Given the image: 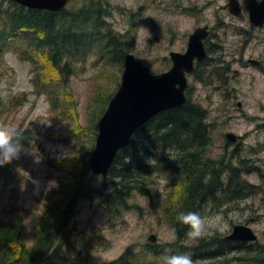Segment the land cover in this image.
<instances>
[{
    "label": "rangeland",
    "instance_id": "obj_1",
    "mask_svg": "<svg viewBox=\"0 0 264 264\" xmlns=\"http://www.w3.org/2000/svg\"><path fill=\"white\" fill-rule=\"evenodd\" d=\"M71 1L66 10L92 6H95L93 10H109L112 15L106 16L105 21L110 26L102 27L100 31L104 34L122 33L120 35L132 44L129 51L148 63L155 72L170 68L171 61L164 55H168L170 49L183 47L198 23L210 22L214 26V35L206 40L210 58L196 62L199 76L196 72L189 74L190 97L207 110L205 121L209 139L197 165L201 168L202 159L212 158L224 166L226 182L227 170L241 165L249 168L243 176L254 186L243 199L207 204L203 216L219 214L223 217L224 228L197 241L186 238L185 249H176V253H189L194 261L202 264H227V260L231 264H264V25H251L248 16L233 17L221 7L226 0ZM15 3L18 2L0 0V7L5 10ZM116 3L131 9L122 11L114 7ZM168 8L175 9L176 16L169 13ZM182 11L195 15H187L188 18L182 16ZM59 27L56 29L61 38ZM22 30L25 33H21L19 41L26 46L23 39L29 30ZM56 32L40 34L51 36ZM91 47L82 56H64L62 68L54 66L43 49H34L36 72L32 69L35 63L23 59L14 48H8L1 56L0 62L4 66L1 87L5 91L14 89V93L25 91L27 97L12 110L4 111V107H0V122L29 130L33 137L29 144L21 142L24 151L19 159L11 162L20 172V176L15 177L17 181L4 175L0 177V216L10 214L6 208L18 205L20 197L25 194L32 202L28 201L26 205L40 210L43 205L36 200L37 195L55 188L59 182L58 188L64 189V185L69 186L68 181L70 184L74 179L70 178V173L65 174L62 163L66 160L63 158L74 157L82 149L94 148L100 117L109 104L103 100L118 90L125 64L113 62L102 43ZM251 58L260 60V64L253 63ZM66 61L72 68L68 72L63 66ZM228 131L241 134L242 138L231 141L226 136ZM46 156L59 161L62 170L50 166ZM242 159L246 161L242 162ZM152 160L154 168L163 165L154 156ZM167 169L168 175L153 173L155 182L150 189L152 193L158 192L155 202L153 197L156 195L135 192L128 204H123L125 208L119 207L114 214L105 204L98 206L100 196L96 202L89 200L90 194L80 198L73 220V242H63L60 249L75 252L79 262L83 257L99 263L117 257L128 245L138 250L146 248V243L158 244L159 253H151L150 261L146 263L162 264V258L167 254L163 248L172 249L169 243L173 241L171 233L174 228L170 218L176 211L174 208L169 211L167 203L170 200L174 207L182 208L184 183L187 181L182 169L177 173H172L169 167ZM89 172V178L96 186L103 184L101 174H93L91 169ZM21 179L25 180L26 186L19 185ZM11 185L19 188L13 190ZM30 216L24 214L25 219ZM239 223L251 226L258 238L239 243L238 248L224 253H221L223 247L219 246L224 242L206 247L214 234L225 237ZM151 233L157 234V242L149 241ZM32 239L28 237L29 242Z\"/></svg>",
    "mask_w": 264,
    "mask_h": 264
},
{
    "label": "trees",
    "instance_id": "obj_2",
    "mask_svg": "<svg viewBox=\"0 0 264 264\" xmlns=\"http://www.w3.org/2000/svg\"><path fill=\"white\" fill-rule=\"evenodd\" d=\"M92 7L62 9L57 12L18 3L5 10L0 7V12L3 13L0 15V58L4 48L16 43L15 49L26 52L33 59H35L33 50L43 49V53L51 63L62 68V61L67 54L82 56L92 48V45L102 43L113 62L123 63L132 44L120 34L102 33L100 29L105 25L103 11L93 10ZM56 17L67 24L59 22ZM56 26L62 31L61 38ZM22 29L29 30L23 39L26 46L23 43L19 45V35L25 33ZM44 31L57 32L51 36H43L40 33ZM63 66L66 72L72 69L67 61ZM3 81L4 66L0 62V89H2L0 107H4V111L12 110L25 100V94L23 91L14 93V89L5 91L1 87ZM112 95V93L108 95L103 102H108ZM206 115L207 110L190 98L183 105L159 112L141 125L133 134L130 143L120 149L109 170L108 178L106 180L103 178V184L100 186H96L90 180L87 167V160L93 147L82 149L80 153L73 155L74 157L63 158L66 160L62 163L65 174L70 173V178H74L70 184L68 181L69 186L64 185V189H59V182L55 188L37 195L36 200L43 205L40 210L26 205L28 201L32 202L25 194L20 197L21 202L18 205L14 204L6 208L11 212L10 214L7 213L6 217L0 216V264H147L146 261H150L151 253H159L158 244L146 243V248L138 250L133 245H128L117 257L99 263L83 257L79 262L75 252L63 251L60 247L63 242H73V220L78 211L80 198L90 194L89 200L96 202L97 197L100 196L101 203H98V206L105 204L107 210L115 214L119 207L128 204L129 198L135 192L149 193L151 196L158 194L157 190L152 193L150 189L155 182L153 173L168 175L167 167L172 173L182 169L187 181L184 183L182 208L174 207L175 204L170 200L167 203L169 211H173V208L176 210L171 213L170 220L177 238L169 243L172 249L163 248V252L172 254L176 253V249H185L187 228L176 222L177 211H195L203 215V209L207 204L243 199L245 193L254 186L243 176L244 171H248L249 168L245 169L241 165L232 166V169L227 170L229 172L227 182L223 177L224 166L212 158L202 159L201 168L198 167V160H201L199 157L204 153L209 139ZM96 124L98 125V121ZM17 128L22 133L21 142L31 143L33 135L30 131L22 127ZM153 156L163 165L154 168ZM46 162L61 169L59 161L50 156H46ZM2 175L12 180L20 176V172L14 164L8 163L0 166V177ZM26 184L25 180L19 181L22 187ZM10 187L14 190L18 186ZM156 198L157 195L153 197L154 202ZM25 213L31 216L25 219ZM28 237H33L32 241L29 242ZM219 242H224L219 245L223 247L221 253L238 248L236 246L243 243L214 234L206 247ZM212 252L216 253V251ZM227 264H231L230 261L227 260Z\"/></svg>",
    "mask_w": 264,
    "mask_h": 264
},
{
    "label": "water",
    "instance_id": "obj_3",
    "mask_svg": "<svg viewBox=\"0 0 264 264\" xmlns=\"http://www.w3.org/2000/svg\"><path fill=\"white\" fill-rule=\"evenodd\" d=\"M30 7H45L58 10L68 0H17ZM230 8L235 14L241 13L239 0H230ZM249 10V19L253 26L264 24V0H244ZM205 27H198L191 33L189 48L185 52L172 50L173 64L170 69L153 72L148 64L128 52L125 56V68L118 90L100 117L99 131L95 147L90 153L88 168L93 174H101L106 180L109 170L120 149L127 146L133 133L151 117L167 108L186 103L188 97L187 71L194 68V57L199 59L206 54L203 38L207 35ZM253 63H259L252 59ZM227 135L236 140L239 135L230 131ZM157 234L151 233L149 240L157 241ZM258 237L256 231L244 223L235 224L228 239L250 240Z\"/></svg>",
    "mask_w": 264,
    "mask_h": 264
},
{
    "label": "clouds",
    "instance_id": "obj_4",
    "mask_svg": "<svg viewBox=\"0 0 264 264\" xmlns=\"http://www.w3.org/2000/svg\"><path fill=\"white\" fill-rule=\"evenodd\" d=\"M21 137L22 133L16 126L0 122V166L19 159L21 152L24 151ZM175 220L186 226L185 237L191 241H197L224 228L223 217L219 214L203 216L195 211H177ZM171 237L173 241L177 238L175 229L172 230ZM162 264H202V262L194 261L189 253H175L164 255Z\"/></svg>",
    "mask_w": 264,
    "mask_h": 264
},
{
    "label": "flooded vegetation",
    "instance_id": "obj_5",
    "mask_svg": "<svg viewBox=\"0 0 264 264\" xmlns=\"http://www.w3.org/2000/svg\"><path fill=\"white\" fill-rule=\"evenodd\" d=\"M69 1V5H70V3L72 2L71 0H68ZM71 1V2H70ZM229 1L230 0H226V3H224V4H222L221 5V7L222 8H224L227 12H229V13H231L232 15H233V17H236V18H246V16H248L249 17V10L246 8V6H244V0H239L240 1V4H241V13L240 14H235L234 12H232V10H231V8H230V5H229ZM183 4H181V5H178V6H182ZM88 6V5H87ZM114 7H116L117 9H123L122 11H129V9H131V7H128V8H123V6H121V5H119L118 3H116L115 5H114ZM143 8V7H142ZM142 8L139 10V13L142 11ZM101 10H103V19H104V21L105 20H107V19H105V17L106 16H111L112 15V13L111 12H109V10H107V9H103V8H101ZM105 11V12H104ZM167 11H169V13H171V14H173L174 16H176L175 15V12H176V10L175 9H173V8H168V10ZM134 12H136V11H134ZM185 13V11H182L181 12V14H182V16H186V17H188L189 15H191L192 17L195 15V14H190V13H188V14H184ZM188 15V16H187ZM150 18V17H149ZM189 18V17H188ZM225 21V20H224ZM264 25V24H263ZM105 26H110V24L108 23V21H105V25H104V27ZM198 27H205V29H204V31H207V35L203 38V43H204V47H205V51H206V54L203 56V58H201V59H199L198 58V56L196 55L195 57H194V59L197 61L198 59L200 60V61H204L205 59H208V58H210V56H209V53H210V47L207 45V42H206V40L211 36V35H214V26L210 23V22H204V23H198V25L195 27V29L196 28H198ZM195 29L192 31V32H190L189 33V35H188V40L186 41V43H185V45L183 46V47H181V48H179V49H170L169 50V52H168V55H164V58L165 59H167V60H169V61H171V65L173 64V59H172V55H171V51L172 50H175V51H179V52H185V51H187L188 50V48H189V41H190V36H191V33H193L194 31H195ZM126 32H129V31H126ZM120 34H122V33H120ZM174 41V39H173V37H172V39H171V42H173ZM176 41V40H175ZM215 44V46H219V43H214ZM220 47H221V45H220ZM252 59V58H251ZM250 59V60H251ZM260 64V63H259ZM171 65H170V67H171ZM169 69V68H168ZM195 69V67L193 68V70ZM193 70L191 71V72H188V76H189V74L190 73H193Z\"/></svg>",
    "mask_w": 264,
    "mask_h": 264
},
{
    "label": "bare ground",
    "instance_id": "obj_6",
    "mask_svg": "<svg viewBox=\"0 0 264 264\" xmlns=\"http://www.w3.org/2000/svg\"><path fill=\"white\" fill-rule=\"evenodd\" d=\"M134 133H135V132H134ZM134 133H133V134H134ZM132 136H133V135H132ZM131 138H132V137H131ZM229 140H230V139H229ZM108 176H109V174H108ZM225 237H226V236H225Z\"/></svg>",
    "mask_w": 264,
    "mask_h": 264
}]
</instances>
